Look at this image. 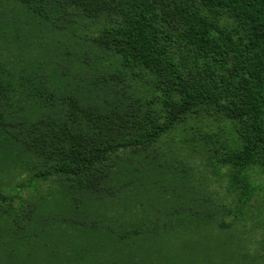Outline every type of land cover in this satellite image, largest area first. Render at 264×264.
Instances as JSON below:
<instances>
[{
    "label": "trees",
    "instance_id": "1",
    "mask_svg": "<svg viewBox=\"0 0 264 264\" xmlns=\"http://www.w3.org/2000/svg\"><path fill=\"white\" fill-rule=\"evenodd\" d=\"M41 29L57 43L45 59L0 60L1 128L25 138L43 168L36 178H61L91 218L101 196L116 199L135 152L149 165L190 117L218 116L229 128L218 163L241 189V215L254 193L248 172H264V0H0L1 49L32 55L26 43ZM30 100L40 113L21 117L15 106ZM109 224L125 243L123 219Z\"/></svg>",
    "mask_w": 264,
    "mask_h": 264
},
{
    "label": "rangeland",
    "instance_id": "2",
    "mask_svg": "<svg viewBox=\"0 0 264 264\" xmlns=\"http://www.w3.org/2000/svg\"><path fill=\"white\" fill-rule=\"evenodd\" d=\"M26 45L32 55L0 48V60L45 59L57 43L41 29ZM86 60L92 63L93 56ZM15 109L21 117L40 113L31 100ZM1 125L0 264H264V172H248L254 193L236 218L241 189L232 169L218 163L226 149L217 141L229 137L218 116L190 117L147 154L149 165L135 152L116 199L101 196L88 219L79 195L59 186L61 178H36L43 168L27 152L25 138ZM187 138L197 147L186 145ZM72 196L78 209L68 200ZM96 219L105 221L99 230L92 227ZM119 219L125 243L108 231ZM133 221L152 225V231L131 236Z\"/></svg>",
    "mask_w": 264,
    "mask_h": 264
}]
</instances>
